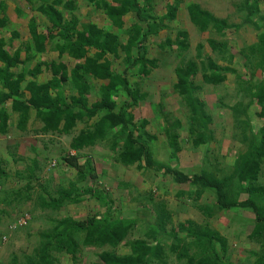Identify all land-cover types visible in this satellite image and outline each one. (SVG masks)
<instances>
[{"label":"trees","instance_id":"obj_1","mask_svg":"<svg viewBox=\"0 0 264 264\" xmlns=\"http://www.w3.org/2000/svg\"><path fill=\"white\" fill-rule=\"evenodd\" d=\"M28 1L33 11L45 20L40 22L37 15L29 18L30 39L15 48L13 53L6 48L7 41L0 37V133H9L13 124L9 121L13 116L17 118V128L25 130L34 115L41 124L39 132L43 135H70L78 124L92 122L72 138L70 148L76 154L62 157L65 163L77 169L79 180L88 177L87 171L76 162L81 151L96 146L110 136L111 149L121 147L117 155L120 163H138V168L154 172L163 170L164 174L172 175L176 183L190 185L193 190L180 193L187 195L207 218L233 208L252 212L254 229L248 237L258 242L260 250L251 251L250 254L257 257L253 264H264V205L259 203L264 200V126L257 133L253 132L247 109L232 108L235 120L247 126H243V132L239 134L243 136L246 150L238 154L233 173L219 178L220 170L213 172L202 169L189 176L159 163L150 149L154 136L145 131L150 122L146 118L139 123L135 121L132 107L143 103L148 97L139 88V83L149 77L160 63L158 57L149 56L147 43L152 35H157L166 27L165 19L170 22L175 19L176 6L169 7L164 15L154 17L150 13L153 0H85L92 10L106 17L107 24L100 26L95 21L81 22L79 17L73 15L77 9L76 0ZM236 7L239 12L245 13L244 23L263 30L258 42L249 47L248 56L256 61L258 68L264 70V24L261 26L253 19L260 11L259 2L243 0ZM6 10L7 0H0V30L9 24ZM67 10L69 16L66 15ZM16 12L24 16L21 8H17ZM187 12L190 21L200 32L212 28L218 34H225L229 29L238 30L241 27V24H227L225 20L217 19L197 3L189 4ZM126 18L130 23L128 27ZM19 35L15 31L9 41L12 43ZM187 36L186 32H179L176 42L169 37L158 44V48L166 51L177 47L178 55H182L189 47ZM207 43L221 61L235 58L227 43H219L215 38L207 39ZM48 51L55 57L38 61L33 67L27 64ZM23 52L26 53L24 60L21 56ZM196 52L198 61L188 60L175 68L176 82L173 88L179 96L180 107L184 108L189 125L188 137L192 138L193 147L198 149L212 142L214 135L209 128L213 117L207 110L206 102L198 95L200 86L195 81L197 74L201 72L203 84L218 87L225 83L227 74L232 73L239 88L250 97V104L260 106L258 116L262 119L264 79L255 83L229 66L221 67L217 63L218 58L204 51L202 43L196 46ZM20 63L26 65V71L13 73L11 68ZM43 72L48 77L40 81L39 76ZM26 74H29L28 78ZM92 96L95 100H90ZM8 103L11 104L10 109ZM159 107H163L162 102ZM242 117H246V120ZM165 120L164 134L172 160H177L178 153L183 149L179 130L187 127L180 118ZM34 165L27 175H20L21 180L29 181L25 186L27 190L31 189L30 182L34 179L37 164ZM3 171L0 168L1 174H4ZM235 180L240 184L233 185ZM208 190L212 192L211 199H207L209 204L198 203L202 197H210L206 194ZM237 190L248 191L246 200L238 199ZM86 195L95 198L106 210L83 220L69 216L54 218L52 227L40 234L39 247L34 249L33 257L24 261L25 264H55L54 252L69 254L75 263H79L78 255L82 254L84 248L99 250L96 252L98 260L94 259L90 264H167L170 253L178 254V259L187 258L185 264H241L228 257L227 241L208 223L187 220L169 229V225H173L172 213L165 204L152 198L147 199L150 208L144 205L130 213H110V200L102 190L89 186L81 191L78 188L60 189L55 195H39L36 204L42 209L56 212L63 208L65 200L79 203ZM26 199H31L30 194ZM3 201L6 205L11 204L6 197ZM139 224L142 227L140 230ZM134 231H139L140 235L131 240ZM168 239H171L170 243ZM121 244L129 248L124 254L117 252ZM190 249L195 250L193 255L189 254ZM13 261L17 264L15 258Z\"/></svg>","mask_w":264,"mask_h":264},{"label":"rangeland","instance_id":"obj_2","mask_svg":"<svg viewBox=\"0 0 264 264\" xmlns=\"http://www.w3.org/2000/svg\"><path fill=\"white\" fill-rule=\"evenodd\" d=\"M264 0H258L259 12L253 19L260 24H264ZM243 0H153L150 13L156 16H162L171 6H176V17L171 22L165 19L167 24L157 35H152L148 41L149 56H156L160 59L159 66L154 69L149 77L141 81L139 88L146 92L148 97L146 101L136 107H132L135 114V121L146 118L150 123L145 131L154 136L150 141V149L153 157L161 164H165L172 170H179L189 176L199 173L202 169L217 171L218 177L223 178L233 173V165L238 156L246 148L243 147V132L245 125L239 124L235 120L233 107L238 110L247 109L249 120L253 132L264 126V119L258 116L260 106L256 103L250 104V97L242 91L232 73L227 74V80L223 85L214 87L205 85L202 82L201 72L197 74L195 81L200 86L199 97L207 104V110L213 117L209 128L213 130L214 139L209 144L195 149L192 145V138L188 137L187 118L184 115V108L180 107L179 96L174 91L173 85L176 82L175 68L188 60L198 61L196 57V46L202 43L204 51L213 55L221 67L229 66L237 71L238 74L247 80H253L255 83L264 79V70L258 68L256 61L248 56L249 47L258 42V37L263 31L262 28L256 29L250 23H244L245 13L239 12L237 7ZM191 3H197L202 9L211 12L217 19L225 20L227 24H241L238 30L229 29L225 34H218L212 28L200 32L189 19L187 7ZM77 9L73 15L82 18V21L90 20L98 22L101 26L107 24L106 17L99 12L91 9V6L85 0H76ZM17 8H21L24 16L18 15ZM7 16L9 24L6 28L0 30V37H3L8 44L12 34L19 32L18 38L13 39L11 45L15 48L19 44H24L29 38L25 34V26L32 15H37L33 11L32 5L28 0H7ZM40 22L45 19L37 15ZM126 27L130 26L128 19L125 20ZM179 32L187 33L188 49L178 55V48L173 47L170 50L162 51L158 44L164 42L166 38H171L173 42L177 41ZM215 38L219 43H227V46L235 58L221 61L220 57L211 51L207 39ZM7 44V45H8ZM22 59H25L26 53L23 52ZM55 54L48 51V54L38 55L27 64L33 67L38 61L53 58ZM182 56V57H181ZM121 61V60H120ZM26 65L20 63L11 68L13 73L26 71ZM29 77V74H26ZM40 77V76H39ZM47 77L43 76V79ZM40 77L39 80L43 81ZM139 82V79L136 78ZM132 81L134 79L131 78ZM246 88V87H245ZM164 94V97H163ZM90 100H95L91 97ZM162 102L163 107L159 104ZM11 104L8 103L10 109ZM131 110V109H130ZM174 120L180 118L187 128L179 130L181 138V147L183 149L178 153L177 160H172L171 150L168 146L165 134V119ZM246 120V117H242ZM16 116L9 121L11 124L9 133L3 135L0 133V168L4 174L0 177V264H14L15 258L17 264L24 263L27 258L34 255V249L41 240L40 234L53 225V219L56 217H72L83 220L89 216H94L98 212L102 213L106 207L101 206L99 202L89 195L83 196L82 202L73 203L65 200V205L60 211H51L42 209L36 204L37 197L55 195L60 189L70 190L82 189L93 186L102 190L103 195L110 200V213L113 211L127 212L141 208L144 205L151 207L147 202L152 198L156 202L165 204L172 213L173 225L169 229L177 226V223L192 220L200 224H209L210 227L219 232L221 238L228 244V257L241 264H253L257 259L252 256L251 251H258L259 244L255 239L248 236L254 229V215L249 210L231 209L229 212H218L213 217L207 218L204 213L194 206V202L188 199L187 195L180 192L193 190L188 184H178L174 181L172 175L164 174L163 170L154 172L150 169L138 168V163L134 165H124L117 160V150L111 149L112 138L109 136L103 142L96 146L85 148L76 160L79 167L87 171L88 177L79 180L77 169L72 168L62 160V157L75 155L76 151L70 148L72 138L86 125L78 124L77 129L70 135H43L39 132L41 124L32 115L28 121L27 128L21 130L17 128ZM93 121V120H92ZM164 123V124H163ZM35 164L34 179L30 182L31 189H26L28 180H21V174H28ZM240 184L235 180L233 185ZM72 185H75L74 187ZM245 185V184H244ZM243 185V186H244ZM234 186V188H235ZM212 193L207 191L210 197H202L198 203H205L211 199ZM30 194L31 199H26ZM194 194V193H193ZM195 195V194H194ZM238 199L243 201L249 196L248 191L239 192ZM9 199L11 204L6 205L3 199ZM3 201V202H1ZM264 205V200L259 201ZM213 205V204H212ZM217 212V211H216ZM97 216V215H96ZM142 227L139 224L138 229ZM139 232V231H138ZM137 231H134L130 239L138 237ZM185 232H182L183 235ZM181 234V235H182ZM168 243L171 239L167 240ZM219 243H217L218 247ZM129 248L121 244L117 252L124 254ZM94 248H84L80 257V262L75 263L69 254L64 252H54L55 264H90L96 257ZM260 252V251H259ZM194 249H190L189 254L193 255ZM178 254L168 256L167 264H185L187 258L178 259ZM16 264V263H15Z\"/></svg>","mask_w":264,"mask_h":264},{"label":"crops","instance_id":"obj_3","mask_svg":"<svg viewBox=\"0 0 264 264\" xmlns=\"http://www.w3.org/2000/svg\"><path fill=\"white\" fill-rule=\"evenodd\" d=\"M263 3H264V1H263ZM91 9H92V8H91ZM66 15H67V16L70 15L69 12H68V10L66 11ZM79 18H80V17H79ZM80 19L82 20V18H80ZM87 21H88V20H86V22H87ZM46 23H47V22H46ZM46 23H45V24H46ZM96 23H98V22H96ZM45 24H44V25H45ZM23 25L25 26V29H24V30H25V34H26L27 37H29L30 34H29V31H28V25H27V24H26V25L23 24ZM100 26H101V25H100ZM29 39H30V38H29ZM29 39H28V40H29ZM28 40H27V41H28ZM27 41H26V42H27ZM11 44H12V43H11ZM11 44H8V45L6 46V48L9 50L10 53H13L14 50H15V46H14V45H11ZM19 45H20V44H19ZM16 48H17V47H16ZM92 53H94V52H92ZM44 54H48V52H47V53H43L42 55H44ZM40 55H41V54H40ZM21 56H22V55H21ZM54 57H55V56H54ZM0 65H2V64L0 63ZM43 76H44V77H48V74H47L46 72H43V73L40 75V77L43 79ZM43 80H45V79H43Z\"/></svg>","mask_w":264,"mask_h":264}]
</instances>
